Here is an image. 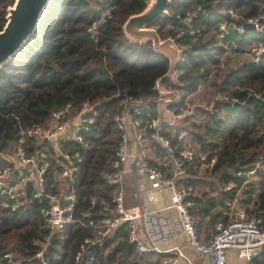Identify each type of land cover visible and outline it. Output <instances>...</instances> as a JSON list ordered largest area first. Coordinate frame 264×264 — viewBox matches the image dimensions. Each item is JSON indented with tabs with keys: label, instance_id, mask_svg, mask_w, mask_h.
<instances>
[{
	"label": "trees",
	"instance_id": "1",
	"mask_svg": "<svg viewBox=\"0 0 264 264\" xmlns=\"http://www.w3.org/2000/svg\"><path fill=\"white\" fill-rule=\"evenodd\" d=\"M13 2L0 0V30L7 21V8ZM148 2L49 0L33 33L0 67V166L6 163L2 154L13 146L19 126L43 125L52 110L67 102L75 110L84 101L94 102L98 111L94 122L84 131L83 144L71 141L60 146L80 152L82 160L74 184V215L86 224H68L61 234L52 238L42 255L36 256L48 234L41 214L45 203L31 200L12 210L6 205L7 198L0 194V255L10 253L11 264L86 263V255L77 261L75 254L84 238L92 237L96 231L88 222L111 215L112 196L119 187L107 179L113 170L114 150L122 133L113 116L121 112L127 101L159 97L156 82L170 64L167 55L155 49L150 39L133 40L123 30L127 17L142 11ZM197 4L209 11V16L196 20L206 30L196 35L176 36V29L181 26L176 12ZM108 5L112 6L111 17L102 24L94 39L87 27L104 14ZM230 10L239 14L237 21L242 23L264 13V0H171L168 14L149 24L161 39L173 37L182 49V60L173 72L174 77L171 74L160 81V89L174 86L182 91L179 101L167 105L169 109L180 112L179 106L184 105L186 96L220 69L224 43L232 39L241 41L243 51L249 43L264 42V20L263 30L245 31L243 41L233 31L219 36L220 20H236ZM236 54L241 63L229 68L215 84L218 94L239 97L235 107L216 99L210 110L196 107L195 113L184 115L180 123L161 124V133L169 138L175 152L188 145L196 150V158L187 164L188 176L180 178L178 183L193 187L187 201L190 210L199 216L197 229L203 240L213 236L216 221L229 222L231 217L225 212L227 201L235 197L251 218H260L264 224V159H261L264 63L253 62L242 52ZM177 81L185 83L177 84ZM116 93L119 95L114 97ZM158 105V101H148L137 106L140 112L131 110L132 116L144 127L145 135L150 132L147 120L158 117ZM148 143L149 163L169 173L171 161L158 159L169 155L166 147L150 138ZM210 158L215 159L214 163L204 167ZM259 160V167L248 175L246 172ZM53 177L51 173L48 175L49 182ZM244 180L247 181L243 183ZM231 182L234 185L227 189ZM58 187L55 183L52 188ZM127 236L128 227L123 223L112 237L92 247L91 264H169L163 261L173 255L171 252H139ZM250 263L264 264V252Z\"/></svg>",
	"mask_w": 264,
	"mask_h": 264
},
{
	"label": "built area",
	"instance_id": "2",
	"mask_svg": "<svg viewBox=\"0 0 264 264\" xmlns=\"http://www.w3.org/2000/svg\"><path fill=\"white\" fill-rule=\"evenodd\" d=\"M91 1L110 3L113 0ZM111 8L112 6L108 5L104 14L93 19L88 25L87 31L94 39H96L102 24L111 17ZM229 12L236 20H220L217 23L219 36L227 35L233 31L240 35L243 41L245 31H247L244 24L247 22L252 24L250 30L256 32L263 30L264 13L249 17L239 23L237 21L240 17L239 14L232 10ZM200 16H209L208 9L201 4H197L191 9L177 11L175 17L181 26L176 29L175 35L180 37L185 33L196 35L204 32L206 26L196 24V20H199ZM170 38L174 39L173 37ZM241 43V41L237 42L233 39L229 43H224L225 53L242 52L253 62L264 63V42L249 43L243 51H241ZM170 88H158L161 95L157 98L127 101L121 112L114 114L113 120L122 133L114 150L113 170L107 179L117 183L119 187L112 196L114 205L110 210L111 215L102 219L89 220L88 224L93 225L96 231L92 237L84 238L75 254V260L81 261L86 255L85 264H91L94 258L91 251L92 247L100 244L104 239L112 237L115 229L125 223L128 227V241L135 243L139 252H171L173 255L165 259L164 263L180 264L182 260H185L188 264H193L179 244L166 247L154 239L146 242L138 236L135 220L149 212L142 213L138 206L127 207L125 204L123 182L127 171L126 164L130 157L134 158L136 176L142 175L144 181H148L152 188H166L168 200L161 209L176 210L180 232L184 236L187 246L194 249L201 257H206L209 264H227L230 256H234L246 264H251L253 258L261 256L264 252V224L260 218H251L236 197L227 201L228 208L225 212L231 217L229 222L216 221L213 236L209 240L199 238L197 229L199 216L190 210V203L187 201V196L192 194L193 187L189 184L178 183L180 178L188 176L187 164L196 158V150L188 145L175 152L169 138L161 133L162 122L158 117H151L147 120L146 125L150 132L145 135L140 120L131 114V110H135L136 113L140 112L137 106L148 101L162 102L165 106L179 101V95L174 97L167 94L163 95L167 91H174ZM118 95L119 93H116L114 97ZM218 98L228 102L232 107L240 102L238 96L220 95ZM97 112L94 102L84 101L77 110L70 102H67L52 110L43 125L19 126L13 146L8 152L2 154L6 163L0 166V194L7 198L6 205L14 210L31 200L45 203L41 214L48 234L36 256H41L43 249L51 242L52 238L61 234L68 224L74 222L86 224L81 218L74 215L75 174L79 170V163L82 158L78 150L72 151L68 147L62 149L60 146L71 141L83 144L84 131L94 122V116ZM181 116V112L170 109V117L167 123H174ZM127 130L131 131L133 144L130 143ZM149 138L158 141L168 150L171 157L169 173L150 164L147 160L146 149L149 146ZM261 159H264V153ZM214 160V158H210L203 164L204 167L211 166ZM260 161L256 162L255 167L246 173L252 175L255 169L259 167ZM50 173L54 176L51 182L48 180ZM238 173L240 174L241 171ZM246 181L244 180L243 183ZM55 183L59 186L56 190L52 188ZM233 185L231 182L226 188L229 189ZM141 190L140 187H136L132 191V196L138 198ZM87 214L88 212H85V215ZM160 239L164 241L165 236H161ZM12 262L10 253L6 252L0 255V264H11Z\"/></svg>",
	"mask_w": 264,
	"mask_h": 264
},
{
	"label": "water",
	"instance_id": "3",
	"mask_svg": "<svg viewBox=\"0 0 264 264\" xmlns=\"http://www.w3.org/2000/svg\"><path fill=\"white\" fill-rule=\"evenodd\" d=\"M48 1L14 0L13 4L7 8V21L0 30V67L12 57L29 35L33 33L40 14ZM149 1L142 11L127 17L123 24V30L133 40L150 39L155 49L166 53L170 64L167 72L157 79V88H160V81L163 78L170 77L181 62L182 49L170 37L161 39L157 30L149 26L153 20L168 14L167 6L171 0ZM244 27L250 30L252 24L247 22ZM133 173L136 176L135 165L133 166ZM45 200H47L46 197Z\"/></svg>",
	"mask_w": 264,
	"mask_h": 264
},
{
	"label": "crops",
	"instance_id": "4",
	"mask_svg": "<svg viewBox=\"0 0 264 264\" xmlns=\"http://www.w3.org/2000/svg\"><path fill=\"white\" fill-rule=\"evenodd\" d=\"M166 54V53H165ZM170 117V109L163 103L158 105V118L162 123L167 122ZM128 131V138L130 143L133 144V137L130 130ZM149 146L146 152H150ZM151 156L156 157L154 152ZM157 158V157H156ZM164 162L171 160L169 155L158 158ZM134 158L130 157L126 164V173L124 175V190H125V204L127 207L138 206L141 212H149L141 215L135 220L136 230L138 236L143 241H150L152 239L161 242L162 246H172L179 244L183 252L189 257L187 251H194V249L187 246L185 238L180 232L179 219L176 210L174 209H161L165 202L168 200V192L164 187L152 188L148 181H144V177L140 174L134 176L133 173ZM140 187L142 190L138 198L132 196V191ZM165 236V240L160 239ZM195 260L191 261L193 264H209L206 257H201L198 253L195 255ZM230 263L235 260L234 256H230ZM191 260V259H190ZM185 261V260H183ZM182 263V262H181ZM180 263V264H181ZM187 263V262H186ZM188 264V263H187Z\"/></svg>",
	"mask_w": 264,
	"mask_h": 264
},
{
	"label": "rangeland",
	"instance_id": "5",
	"mask_svg": "<svg viewBox=\"0 0 264 264\" xmlns=\"http://www.w3.org/2000/svg\"><path fill=\"white\" fill-rule=\"evenodd\" d=\"M91 3H94L90 0ZM150 2V1H149ZM210 35V34H209ZM208 36V35H207ZM206 36V37H207ZM243 57V56H242ZM241 63V60L239 58V56H237V54H226L224 53L222 55V64L220 69L217 72L212 73V75L209 77V79L207 81H203L200 82L199 85L195 88V90H193L192 92H190L184 101V105L180 106L179 111L181 112L182 116L178 119L175 120V124L180 123V119L187 114H191V113H195V108L196 107H203L206 110H210L213 107L214 101L216 99H219L218 96H220L221 94H218L217 92H215V84H218L223 75L225 74V72L227 70H229V68L233 67V66H237L238 64ZM201 72V71H199ZM172 77H174L173 73H172ZM175 80V79H174ZM185 82H178L177 84H184ZM172 86L170 89H174V91H167L166 93H163V95H169V96H176L182 95V91L180 88L178 87H174ZM162 103V102H160ZM186 252L189 254V258L191 259V261H194L195 255L197 256V253H195L194 251H187ZM230 259V258H229ZM228 259V263L229 264L230 260ZM181 264H187L186 261H181ZM232 264H246L243 261H240L239 259L235 258L234 261H232Z\"/></svg>",
	"mask_w": 264,
	"mask_h": 264
}]
</instances>
